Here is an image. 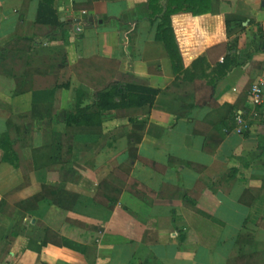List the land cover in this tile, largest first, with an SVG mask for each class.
<instances>
[{"label": "crops", "instance_id": "1", "mask_svg": "<svg viewBox=\"0 0 264 264\" xmlns=\"http://www.w3.org/2000/svg\"><path fill=\"white\" fill-rule=\"evenodd\" d=\"M49 1L64 25L46 36L49 25L37 22L41 0H0V136L9 135L20 155L18 167L0 159V264H129L134 257V264H244L239 256L264 250V85L261 104L249 99L253 84L264 81V0H208V12L198 15L184 0L171 16L177 63L156 37L171 0ZM231 9L245 20L228 37ZM228 53L238 65L220 76ZM120 73L160 90L153 107L134 111L133 123L129 116L104 121L103 133L117 130L113 144L75 165L69 209L45 211L39 190L58 181L52 143L65 131L75 89L92 94ZM68 75L60 107L47 116L46 93ZM212 86L216 105L188 109ZM239 113L251 124L246 134L234 129ZM129 159L137 160L127 178ZM133 179L155 194L146 200L131 191ZM100 187H122L112 213ZM185 194L198 210L170 205ZM245 223L255 239L238 242ZM82 233L99 237L93 244Z\"/></svg>", "mask_w": 264, "mask_h": 264}, {"label": "trees", "instance_id": "2", "mask_svg": "<svg viewBox=\"0 0 264 264\" xmlns=\"http://www.w3.org/2000/svg\"><path fill=\"white\" fill-rule=\"evenodd\" d=\"M149 1H151V3L153 2V0ZM183 1L184 0L169 1V4L171 5L167 7L166 12H164L161 16V23L158 26V33L156 36L158 40H161L163 42L165 48L172 57V63H177V57H180V47L177 43L171 44L169 41V38L174 36V28L171 22V16L178 11H183ZM185 2H187L186 4H188V11H190L194 15L208 12V9L205 8L206 5L208 6V0H187ZM173 5L174 8L172 7ZM151 6H153V3L151 4ZM242 20H245V18L235 13L233 9L225 12V24L228 37L235 30L234 25ZM37 22L49 25L48 31L43 32L46 36H49V34L53 33L52 27L61 28L64 25V22L61 21L60 17L57 15L55 9L53 8L51 1L49 0H41L37 10ZM236 42L237 40H235V44H237ZM229 50H231V48ZM176 53H178L177 57ZM228 57L229 53L225 55L224 62L221 64L222 72L220 76H226L233 65H238V62L231 64L230 61L229 63L230 59H228ZM111 61L118 67V61ZM20 62H22V60L16 58L14 63L17 64ZM198 62L200 61L197 60L193 66L197 65ZM187 73H190V69H185L183 77H185ZM176 78H179V76H176ZM70 79L71 77L70 75H68L67 80L59 86L58 90L57 86H54V89H56L55 92L53 90L52 92L46 93V99L51 102L53 106V108H46L47 116L51 115V111L53 113L60 107L62 89L70 87ZM214 92L215 87L212 86V91H210V94H208V97L206 99H204L199 104L193 102L189 105L188 109H192L196 106L204 107L209 105H216ZM159 93L160 90L158 88H153L151 86L138 83L137 81H135V77L133 75H125L122 73L118 75L117 79L112 78L110 81H108V83L104 84L103 87H100L92 92V94L88 93L84 85L75 89L74 104L72 105L69 112H67V115L64 119L65 131L61 135V137H58L56 140H54V143H52L55 148L50 158L54 160V162L52 163L50 169L52 172L56 171V173L58 174V181L53 186L42 184L39 190H43V195H40V200L46 202V207H44L45 211L48 209V206L53 204L59 205L65 209H69V206L65 205L66 202L64 201V198L60 197V195H67V193L71 192L67 187V184L68 182L72 181L73 176L77 172L75 165L83 164L80 159L82 158V156L87 155L85 152L91 151L93 153L95 151L96 153L105 146H110L113 144V140L116 139L117 132L112 137L109 136V138L106 139L107 136L105 133H103L104 121H106L107 119L109 120L112 118L129 116L130 121L132 123L135 122V119L131 114L137 109L142 108H145L146 112L148 113V108L150 109L151 107H153L155 98ZM198 124L199 122H196L195 126H198ZM129 129L130 127L127 129V135L128 133L133 131L132 128L130 130ZM247 132H244V134H246ZM118 133L119 135L122 134L120 130H118ZM51 136H55V134L48 132V137L52 138ZM0 159L2 161L9 162L15 167L19 166L20 155L15 148L14 140L7 134L0 136ZM136 160L137 159H129L128 161H125V173L127 175V178H129L130 168L133 166ZM127 188H129L134 193H137L139 196H143L144 198H146L145 195L155 194V192L151 191V189L145 183L135 179L129 182ZM121 191L122 187H115L109 192H104L100 187L98 193L103 194L106 199L109 200L110 208L108 209V211H110L111 213L113 211V207L118 203L117 201H119V195ZM146 200L148 199L146 198ZM180 203L189 207L191 206L192 208H196V210H198V200L192 197L190 194H185L182 197L181 201L170 200V205L173 206H177ZM105 217L108 220L110 218V214L106 215ZM129 219L131 223L135 224V226L133 227H144L141 222L137 221L133 217L129 216ZM191 233L192 236H194L193 241H196V235L193 231H191ZM81 235L85 239L91 236L93 238L91 240V243L93 244H95L97 238L99 237L98 234L91 233H82ZM129 236L131 237L132 241H137L139 239V236L132 232L129 234ZM186 238L187 236L183 234L182 239L186 240ZM254 239L255 238L251 234V232L247 230V226L245 223V226L240 231L236 241L242 242L245 240L251 241ZM190 240L192 239L190 238ZM63 241L65 245L81 250V248L78 247V245H76L73 240L64 237ZM43 243L45 244L47 243V241H44ZM239 258H247L249 260H252L251 262H253H248L246 259V262H244V264H264V250L241 255L239 256ZM135 259L136 258L134 257L129 264H134ZM234 259H229L227 264H233L232 260Z\"/></svg>", "mask_w": 264, "mask_h": 264}, {"label": "built area", "instance_id": "3", "mask_svg": "<svg viewBox=\"0 0 264 264\" xmlns=\"http://www.w3.org/2000/svg\"><path fill=\"white\" fill-rule=\"evenodd\" d=\"M263 85L264 81H259L253 84L249 93V99L252 105L261 104L263 101ZM235 131L244 134L251 129L250 122L245 118L243 113L235 116Z\"/></svg>", "mask_w": 264, "mask_h": 264}, {"label": "rangeland", "instance_id": "4", "mask_svg": "<svg viewBox=\"0 0 264 264\" xmlns=\"http://www.w3.org/2000/svg\"><path fill=\"white\" fill-rule=\"evenodd\" d=\"M107 129H109L108 131H107V133H106V139H108L109 138V136L110 137H112L113 135H115V133H116V129H114L113 127H107ZM117 135V134H116ZM87 155L86 156H82V158L80 159L81 160V162H83V163H86V164H88L89 163V160H93L94 159V155L93 154H91V155H93L92 157H89V156H91L89 153H87V152H85ZM49 173V172H48ZM50 174V173H49ZM71 189V188H70ZM72 195V192H70V194L69 193H67V195H60V197H62V198H64V200H70V198L72 197L71 196Z\"/></svg>", "mask_w": 264, "mask_h": 264}]
</instances>
